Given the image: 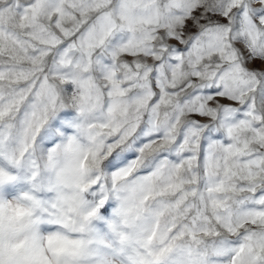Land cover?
I'll list each match as a JSON object with an SVG mask.
<instances>
[{"label":"snow or ice","instance_id":"obj_1","mask_svg":"<svg viewBox=\"0 0 264 264\" xmlns=\"http://www.w3.org/2000/svg\"><path fill=\"white\" fill-rule=\"evenodd\" d=\"M0 264H264V0H0Z\"/></svg>","mask_w":264,"mask_h":264}]
</instances>
